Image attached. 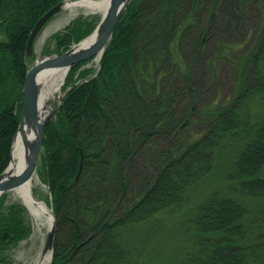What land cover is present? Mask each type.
I'll list each match as a JSON object with an SVG mask.
<instances>
[{"label":"trees","instance_id":"16d2710c","mask_svg":"<svg viewBox=\"0 0 264 264\" xmlns=\"http://www.w3.org/2000/svg\"><path fill=\"white\" fill-rule=\"evenodd\" d=\"M59 1L0 0V173L21 118L29 33ZM219 3L131 0L98 69L82 67L86 61L71 66L42 140L55 218L50 264H134L133 233L183 206L202 184L182 264H264V11L231 59L235 90L227 97L188 105L196 102L190 67L182 69L176 55L187 32L204 39L199 11L208 6L215 13ZM145 6L151 12L143 23ZM98 20L76 18L54 32L56 48L82 39ZM159 135L165 142L157 143ZM135 157L148 175L132 184ZM4 197L0 263L31 233L24 207L4 204Z\"/></svg>","mask_w":264,"mask_h":264},{"label":"rangeland","instance_id":"374dc122","mask_svg":"<svg viewBox=\"0 0 264 264\" xmlns=\"http://www.w3.org/2000/svg\"><path fill=\"white\" fill-rule=\"evenodd\" d=\"M148 1L152 2V0H139L143 4L148 3ZM218 2L220 3L215 13L208 6L199 11L200 23L203 24V27L205 25L204 28H208L206 32L202 33L204 39H197V34L193 39V37H190L193 36V33L187 32L189 36H186L187 39L183 43L182 50L178 49L176 53L179 66L182 69L186 66L190 67V82L195 92L194 95H196V102L187 99L188 105L195 103L200 107L211 100L219 101V99L227 97L235 90L232 78L234 69L230 64L231 59L251 38L264 11V0H218ZM150 12L151 8L145 6V10L140 14L143 23L148 22L147 15ZM211 14H213L212 18L209 17ZM100 15L99 12L85 14L81 9H77V13L72 15L67 8H62L54 13L34 39L32 56L27 57L26 61L28 67L33 64L34 58L46 54L56 55L78 43V41H71L66 48L57 49L55 40L52 38L54 32L63 29L64 26L76 18L88 19L91 16L99 18ZM206 20H209V23H205ZM98 66V59L92 58L84 63L82 67L91 68V72L94 73ZM179 79L181 80L182 77L179 76ZM65 82L61 86L60 100L65 93L63 89ZM60 100L54 107L52 117L55 115ZM184 104H186L185 101L182 103L183 108ZM161 142L163 143L165 140L162 135H159L157 136V143ZM129 169L132 184L148 175V169L139 157H135L134 162L131 161ZM43 171L44 160L42 151H40L35 174L43 182L44 187L35 184L31 192L34 198L44 201L49 207L51 206L50 193L43 181ZM215 175L218 176V174ZM217 179L218 177L210 178L206 182H208L207 184H213ZM11 191L2 193L5 195L4 204L15 202L24 207L21 200L12 196ZM204 191L205 184H202L193 192L191 191V196L183 206H178L174 210L162 214L161 218L158 217L153 220L154 222L146 223L133 233L128 251L132 260L135 261L134 264H182L185 256V252L182 253V248L187 242L188 233L185 229L187 220L192 214L191 206L199 197H202ZM24 209L31 227V233L27 238L10 248L7 252L8 262L0 264H39L44 254L42 249L47 228L45 226L37 228L29 211L25 207ZM159 230L166 233L159 236L157 232ZM42 264L49 263L45 260Z\"/></svg>","mask_w":264,"mask_h":264},{"label":"water","instance_id":"95a60500","mask_svg":"<svg viewBox=\"0 0 264 264\" xmlns=\"http://www.w3.org/2000/svg\"><path fill=\"white\" fill-rule=\"evenodd\" d=\"M66 1L67 0H61L52 7H50L35 22L26 42V48H25L26 57L32 56L33 42L35 37L39 33L40 29L48 21V19L51 18V16L54 13L64 8ZM130 1L131 0H108L107 5L104 11L101 13L100 19L96 24V26L94 27L93 31L83 39H86L90 36L92 37H90V39L87 40V42L82 47L73 50L72 49L73 46H72L67 50L59 52L58 54L53 56H51L50 54H46L34 58L33 64H31L28 67L24 77L23 86L21 90L23 95L21 118L18 122L17 129L11 143L12 146L16 135L18 134V132L22 131L23 124L27 123L35 132L34 141L33 144L31 145L33 153L27 165L19 171H13L9 169V164H10V159H9L8 164L6 165L4 170L0 173V195L3 192L11 191L15 187L24 183L28 178H30V176L35 171L36 158L40 154V151L42 150L44 129L54 113V108H53L40 121L38 120V114H37L38 87L35 80V76L38 70H40L42 67L46 65H66L69 69L74 64L83 61H88L95 57H98L97 59L99 61L108 41L112 36L113 30L118 20L120 19L123 11L125 10L126 6ZM81 40H79L78 42H80ZM65 80L66 77L64 78L63 83L65 82ZM22 140L26 142V137L22 136ZM10 157H11V149H10ZM22 204L28 211H30L24 202H22ZM44 204L46 205L45 202ZM48 208L51 213V225L47 229V234L43 245L42 253H45L46 251H50L49 254L50 256L48 260V263L50 264L52 259L55 218L52 207L49 206Z\"/></svg>","mask_w":264,"mask_h":264},{"label":"bare ground","instance_id":"6f19581e","mask_svg":"<svg viewBox=\"0 0 264 264\" xmlns=\"http://www.w3.org/2000/svg\"><path fill=\"white\" fill-rule=\"evenodd\" d=\"M107 2L108 0H67L64 8H67L68 12L72 15L77 13V9H81L85 14L102 13ZM90 37L74 44L72 49L76 50L82 47ZM97 58L98 57H95L96 60ZM68 70L66 65H46L36 73L35 80L38 87L37 114L39 121L47 115L60 100L61 86ZM34 134L35 132L30 125L24 123L22 131L18 132L11 146L10 170L19 171L27 165L33 153L31 145L34 141ZM22 136L26 137V142L22 140ZM38 157L39 155L36 158V163ZM35 184L44 187L43 182L36 176L34 171L30 178L15 187L11 193L12 196L24 202L29 208V213L37 228L45 226L48 229L51 225V213L42 200H38L32 196L31 189ZM49 254V251L44 253L39 264H42L45 260L48 261Z\"/></svg>","mask_w":264,"mask_h":264}]
</instances>
